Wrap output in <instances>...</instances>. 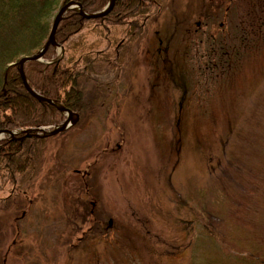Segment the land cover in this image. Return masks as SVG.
Here are the masks:
<instances>
[{"label": "rangeland", "instance_id": "374dc122", "mask_svg": "<svg viewBox=\"0 0 264 264\" xmlns=\"http://www.w3.org/2000/svg\"><path fill=\"white\" fill-rule=\"evenodd\" d=\"M158 2L131 38L128 23L71 38L124 41L93 68L117 98L31 145L38 167L15 184L0 167V201L19 197L0 205V264L264 256V0Z\"/></svg>", "mask_w": 264, "mask_h": 264}, {"label": "trees", "instance_id": "16d2710c", "mask_svg": "<svg viewBox=\"0 0 264 264\" xmlns=\"http://www.w3.org/2000/svg\"><path fill=\"white\" fill-rule=\"evenodd\" d=\"M66 1L69 0H0V129L37 127L58 124L63 120L60 110L35 99L26 91L16 65L8 64L17 61L23 54L34 53L44 44L55 8ZM76 1L84 12L96 13L103 9L108 0ZM157 2L158 0H114L113 8L105 16L96 19H84L76 11H68L58 23L54 37L55 42L63 49V56L50 63L36 60L25 62L23 72L28 85L42 96L77 112L79 119L76 125L91 112H96V106H107V110L110 109L111 106L108 107L107 103L113 105L117 93L110 96L113 93L107 92V89L110 90L109 83L97 81L94 76L99 74L100 69L95 71L94 63L117 62L120 57L119 46L124 41L108 36L105 48L95 53L93 42L86 45L82 38L76 41L71 38L90 26V23L94 24L90 30L97 31L99 36L111 30V26L128 23L126 35L131 38L149 19L150 7L157 5L159 8L160 4ZM56 54V46L51 45L44 52L43 59L52 60ZM41 141L45 142L47 138L0 139V167L4 168V173H8L11 183L15 184L16 175L22 174L26 169L38 167L40 150L31 145ZM14 201H19L18 195L15 197L9 194L1 198V210L7 211ZM19 206L22 204L19 203ZM244 235V232L239 233L238 244ZM248 235L251 238L253 234ZM247 242L241 243L246 245ZM218 249L220 251L219 247ZM225 254L226 264L227 260L234 264H264V256L258 253L239 252L232 255L229 249Z\"/></svg>", "mask_w": 264, "mask_h": 264}, {"label": "water", "instance_id": "95a60500", "mask_svg": "<svg viewBox=\"0 0 264 264\" xmlns=\"http://www.w3.org/2000/svg\"><path fill=\"white\" fill-rule=\"evenodd\" d=\"M113 3L114 0H108L106 6L104 7L103 10L96 12V13H84L83 9H81V5L79 2L77 1H67L65 2L63 5H61L57 10L56 14L53 16V22L49 28V33L44 41V45L37 51L35 52L33 55H23L22 58H20L16 65H17V70H18V74L21 78V83L22 86H24V88L26 89V91L35 99L37 98L38 100H41L45 103H48L52 106H55L57 109L63 111L66 113L67 118L66 120H64L62 123L58 124V126L54 127V129L45 132L44 134L40 135V134H31V131L25 133L24 137H27L29 135L35 136V137H46L48 135H55L58 134L59 132L66 130L67 128H69V125L71 123H73L76 119H77V114H74L69 108L67 109L66 107L60 105L58 102L56 103L54 100L50 99V98H44L43 96H41L39 93H37L36 91H34L30 86H28L27 80H26V76H24L23 74V63L26 61H41L43 59L44 56V52L45 50L50 46V45H55L56 42H54V35H55V29L58 25V23L61 21V19L63 18L64 13H66L68 10H76L80 16L84 19L86 18H96V17H102L105 16L113 7ZM73 115L75 116V119L73 120ZM8 133L13 139H16L14 137V132L10 131V130H0V134L3 133Z\"/></svg>", "mask_w": 264, "mask_h": 264}]
</instances>
